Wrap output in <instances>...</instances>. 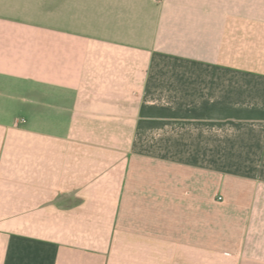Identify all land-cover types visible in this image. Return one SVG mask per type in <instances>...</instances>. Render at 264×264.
<instances>
[{
	"label": "crops",
	"instance_id": "0c3cea01",
	"mask_svg": "<svg viewBox=\"0 0 264 264\" xmlns=\"http://www.w3.org/2000/svg\"><path fill=\"white\" fill-rule=\"evenodd\" d=\"M0 264H264V0H0Z\"/></svg>",
	"mask_w": 264,
	"mask_h": 264
}]
</instances>
